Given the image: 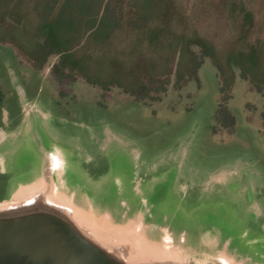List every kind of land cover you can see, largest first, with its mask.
<instances>
[{
  "label": "water",
  "instance_id": "1",
  "mask_svg": "<svg viewBox=\"0 0 264 264\" xmlns=\"http://www.w3.org/2000/svg\"><path fill=\"white\" fill-rule=\"evenodd\" d=\"M42 112L26 111L21 144L16 134L0 143V264H264L248 170L245 184L243 175L221 184L225 198L186 200L174 185L179 164L147 178L112 165L98 172L45 132Z\"/></svg>",
  "mask_w": 264,
  "mask_h": 264
},
{
  "label": "rangeland",
  "instance_id": "2",
  "mask_svg": "<svg viewBox=\"0 0 264 264\" xmlns=\"http://www.w3.org/2000/svg\"><path fill=\"white\" fill-rule=\"evenodd\" d=\"M56 58L39 66L0 42V143L14 134L15 143H22L26 111L33 106L46 115L41 118L45 132L82 157L90 156L98 172L112 165L147 178L179 164L174 185L181 198L191 201L198 195L225 198L229 193L221 184L242 175L245 184L248 175L254 197L249 207L264 232V96L238 71L226 103L235 120L230 126L219 110V76L207 57L201 56L196 80L177 86L169 76L159 100L149 103L80 77L57 79L51 71ZM109 147L123 152L109 159ZM5 179L0 176V199L7 196ZM243 189L239 184L237 190Z\"/></svg>",
  "mask_w": 264,
  "mask_h": 264
},
{
  "label": "trees",
  "instance_id": "3",
  "mask_svg": "<svg viewBox=\"0 0 264 264\" xmlns=\"http://www.w3.org/2000/svg\"><path fill=\"white\" fill-rule=\"evenodd\" d=\"M0 42L59 79L122 89L143 103L198 78L201 56L219 76V110L236 71L264 96V0H0Z\"/></svg>",
  "mask_w": 264,
  "mask_h": 264
},
{
  "label": "bare ground",
  "instance_id": "4",
  "mask_svg": "<svg viewBox=\"0 0 264 264\" xmlns=\"http://www.w3.org/2000/svg\"><path fill=\"white\" fill-rule=\"evenodd\" d=\"M94 232L97 234L98 238H100V241L104 244H107V240L109 239L108 235H105L102 232H98L96 230H94Z\"/></svg>",
  "mask_w": 264,
  "mask_h": 264
},
{
  "label": "flooded vegetation",
  "instance_id": "5",
  "mask_svg": "<svg viewBox=\"0 0 264 264\" xmlns=\"http://www.w3.org/2000/svg\"><path fill=\"white\" fill-rule=\"evenodd\" d=\"M13 118H15V117H13ZM0 176H1V173H0Z\"/></svg>",
  "mask_w": 264,
  "mask_h": 264
}]
</instances>
